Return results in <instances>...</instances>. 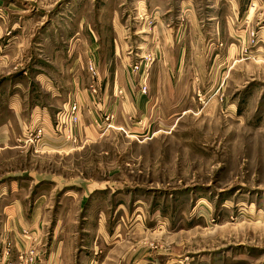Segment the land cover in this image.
Instances as JSON below:
<instances>
[{
  "label": "rangeland",
  "instance_id": "1",
  "mask_svg": "<svg viewBox=\"0 0 264 264\" xmlns=\"http://www.w3.org/2000/svg\"><path fill=\"white\" fill-rule=\"evenodd\" d=\"M21 78L54 121L0 151L37 211L0 264H264V0H0Z\"/></svg>",
  "mask_w": 264,
  "mask_h": 264
},
{
  "label": "crops",
  "instance_id": "2",
  "mask_svg": "<svg viewBox=\"0 0 264 264\" xmlns=\"http://www.w3.org/2000/svg\"><path fill=\"white\" fill-rule=\"evenodd\" d=\"M35 77L37 78V75ZM22 79L26 80L21 78L11 83L10 79H6L0 83V151L12 150L18 147L30 149L29 144H24L22 140L27 137L30 129L32 130L34 126L40 123L44 124L45 130L52 131L54 115H50L40 99L42 98L40 95L39 99L29 95L27 92L28 85L23 83ZM48 141L51 146H57L54 139L49 137ZM37 147L39 146L37 145ZM20 193L21 191L13 189L12 186L0 190V215L3 216V230L0 227L2 231L0 239L2 237L4 240L9 239L17 246L21 242L18 239V232L20 233L22 227L31 231L36 229L34 216L37 213L35 211L36 203L31 204L30 197ZM28 216L33 217L29 219ZM53 253V251L50 252L48 264H57V258H52Z\"/></svg>",
  "mask_w": 264,
  "mask_h": 264
},
{
  "label": "built area",
  "instance_id": "3",
  "mask_svg": "<svg viewBox=\"0 0 264 264\" xmlns=\"http://www.w3.org/2000/svg\"><path fill=\"white\" fill-rule=\"evenodd\" d=\"M91 69L93 70V67L91 66ZM94 76L96 75V71L93 70ZM93 91H95V88H93ZM145 92V90H144ZM81 106L78 102H70L68 104L67 109L58 112L56 116V123L58 124L57 130L59 133H63L67 140H75L74 134L76 131V128L80 124V118H81ZM44 131V132H43ZM45 134V129L40 128L38 130L30 131L29 136L27 137L29 142L40 144L43 143V135Z\"/></svg>",
  "mask_w": 264,
  "mask_h": 264
}]
</instances>
